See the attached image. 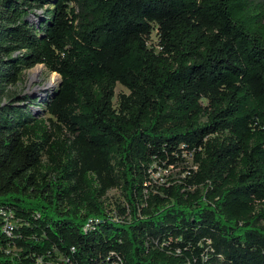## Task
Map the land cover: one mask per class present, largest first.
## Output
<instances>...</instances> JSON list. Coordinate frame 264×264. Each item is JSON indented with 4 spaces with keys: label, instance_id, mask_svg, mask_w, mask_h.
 Returning <instances> with one entry per match:
<instances>
[{
    "label": "trees",
    "instance_id": "1",
    "mask_svg": "<svg viewBox=\"0 0 264 264\" xmlns=\"http://www.w3.org/2000/svg\"><path fill=\"white\" fill-rule=\"evenodd\" d=\"M0 206V264H264V0H0Z\"/></svg>",
    "mask_w": 264,
    "mask_h": 264
},
{
    "label": "rangeland",
    "instance_id": "2",
    "mask_svg": "<svg viewBox=\"0 0 264 264\" xmlns=\"http://www.w3.org/2000/svg\"><path fill=\"white\" fill-rule=\"evenodd\" d=\"M41 12V11H40ZM254 20V18H253ZM60 79V76L56 73L49 72L43 64H38L30 69H28L23 77V83L21 85V94H28L31 97H37L36 94H39L42 91V88L49 85L50 88L44 90V92H49L53 87H55ZM116 94L120 92H128V89L125 88L121 84H117ZM43 92V91H42ZM116 102V97L113 99ZM191 156L188 155L187 160L190 161ZM152 171V176L155 180L165 182L168 177H172L177 179L180 176H184L185 174H181V169L174 165H169V167L164 168L163 166L154 165ZM180 172V174L178 173ZM107 205L109 209L112 210V214L116 215V205L120 202L124 204V198L121 195V192L117 189H112L107 194L106 199Z\"/></svg>",
    "mask_w": 264,
    "mask_h": 264
},
{
    "label": "built area",
    "instance_id": "3",
    "mask_svg": "<svg viewBox=\"0 0 264 264\" xmlns=\"http://www.w3.org/2000/svg\"><path fill=\"white\" fill-rule=\"evenodd\" d=\"M33 20L38 21L36 15L33 17ZM58 83L49 92H44V90L50 88L51 86L47 85L43 87L42 88L43 92L40 91L39 94H36L39 101L43 103L48 98V96L52 94L55 91V89H57ZM41 109L42 107L40 106L35 108L36 111H41ZM0 216L2 217L3 220L2 231L6 233L8 236L15 235L13 229L18 225V220L15 219L13 211L0 206ZM84 228L87 229L88 224ZM16 249H17L16 246L13 245V247L7 248L6 252L7 253L14 252ZM33 264H78V263L72 262L69 257H65L63 255H58L57 257H51V253H46V254L34 255ZM108 264H120V261L115 260Z\"/></svg>",
    "mask_w": 264,
    "mask_h": 264
},
{
    "label": "water",
    "instance_id": "4",
    "mask_svg": "<svg viewBox=\"0 0 264 264\" xmlns=\"http://www.w3.org/2000/svg\"><path fill=\"white\" fill-rule=\"evenodd\" d=\"M60 81H61V80H59V83H58V85L60 84Z\"/></svg>",
    "mask_w": 264,
    "mask_h": 264
},
{
    "label": "bare ground",
    "instance_id": "5",
    "mask_svg": "<svg viewBox=\"0 0 264 264\" xmlns=\"http://www.w3.org/2000/svg\"><path fill=\"white\" fill-rule=\"evenodd\" d=\"M58 75V74H57Z\"/></svg>",
    "mask_w": 264,
    "mask_h": 264
}]
</instances>
